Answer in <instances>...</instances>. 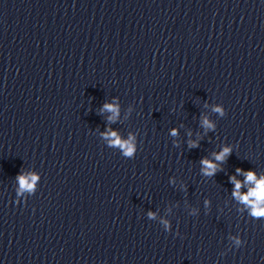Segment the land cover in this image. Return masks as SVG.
Returning a JSON list of instances; mask_svg holds the SVG:
<instances>
[{
	"label": "clouds",
	"instance_id": "1",
	"mask_svg": "<svg viewBox=\"0 0 264 264\" xmlns=\"http://www.w3.org/2000/svg\"><path fill=\"white\" fill-rule=\"evenodd\" d=\"M207 103V102H205ZM213 112L220 115V117H224L226 115V110L223 105L217 104L213 107ZM131 111V109H129ZM105 112L109 113L106 117V128L105 132L101 133L102 138L108 141L107 146L110 148H117L121 155L125 158L131 159L134 158L137 152V139L132 134H129L127 139L121 137L116 131L111 130L108 125L110 123H116L119 119L120 115V105L119 98L113 97L112 102H104L100 107L99 114L103 115ZM216 123L210 120L207 116L201 115V119L199 122V127L204 130L202 135H199L196 139L191 138V133L186 134L188 139L186 140V145L189 149L198 148L200 146V142L203 140V137L207 135L209 132H213L216 129ZM171 136L176 137L179 134V130L176 127H173L169 133ZM174 146H179L178 142L173 144ZM233 153V145L224 143L220 150L213 151L211 153V159L208 156H204L200 159V173L204 177H214L218 172L223 171V166L227 162L229 156ZM244 175L246 184H252L256 190L250 191L248 195H242L239 190L242 187L240 181L236 179V176ZM19 190L17 191V196L21 195L20 190H25L28 192H32L34 189L35 183L40 179V177L36 174L25 175L20 172L15 177ZM264 181V177L260 178ZM170 184L175 183L174 179H170ZM229 183H231L233 187L232 195L234 198L239 200L241 203L245 204L249 209V215H251L254 219H262L264 218V183L257 182V177L254 171L248 170L245 172L244 169L236 168L235 174L229 176ZM182 190L186 188L184 184H182ZM250 200H255L256 203L253 204ZM205 207L210 205V201L205 199L204 201ZM154 213L148 212V217L153 218ZM192 216L196 215L195 210L190 214ZM165 227H168V221H162ZM178 234V233H177ZM234 241L236 247L239 248L242 246L244 241L241 239L240 235L234 237Z\"/></svg>",
	"mask_w": 264,
	"mask_h": 264
}]
</instances>
